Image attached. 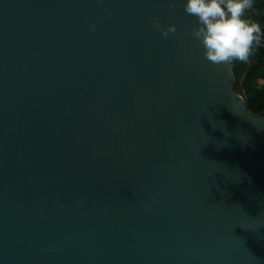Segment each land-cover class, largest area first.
Listing matches in <instances>:
<instances>
[{"label": "water", "instance_id": "1", "mask_svg": "<svg viewBox=\"0 0 264 264\" xmlns=\"http://www.w3.org/2000/svg\"><path fill=\"white\" fill-rule=\"evenodd\" d=\"M184 2L0 0V264H264V114Z\"/></svg>", "mask_w": 264, "mask_h": 264}, {"label": "clouds", "instance_id": "2", "mask_svg": "<svg viewBox=\"0 0 264 264\" xmlns=\"http://www.w3.org/2000/svg\"><path fill=\"white\" fill-rule=\"evenodd\" d=\"M252 5L253 0H186L183 3L184 12L196 20L191 35L202 46L206 61L227 66L233 61L249 59L262 34L261 26L246 18ZM167 7L175 11L176 0H168ZM154 27L165 39L177 33L175 25L162 28L159 21H154Z\"/></svg>", "mask_w": 264, "mask_h": 264}, {"label": "trees", "instance_id": "3", "mask_svg": "<svg viewBox=\"0 0 264 264\" xmlns=\"http://www.w3.org/2000/svg\"><path fill=\"white\" fill-rule=\"evenodd\" d=\"M246 18L261 26V42L254 45L246 62H232V89L243 97L251 113L264 114V0H253Z\"/></svg>", "mask_w": 264, "mask_h": 264}]
</instances>
